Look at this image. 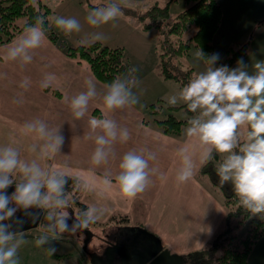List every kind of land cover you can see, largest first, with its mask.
<instances>
[{"label":"clouds","instance_id":"1","mask_svg":"<svg viewBox=\"0 0 264 264\" xmlns=\"http://www.w3.org/2000/svg\"><path fill=\"white\" fill-rule=\"evenodd\" d=\"M39 9L40 0H28ZM123 16L117 0L92 7L86 23L100 28ZM43 15H37L34 22L26 23L21 35L7 46L3 60L18 62L21 66L30 64L35 50L46 40V22ZM52 24L65 35L80 33L81 22L75 17L53 16ZM115 26V25H113ZM102 32H92L82 45L103 41ZM198 62L207 67L193 72L192 77L178 93L167 98V103L176 106L182 102L188 112L194 115L187 120L184 135L196 142L200 148L198 160L206 165L214 154L223 159L215 168L219 184L230 182L239 205L253 216H264V60L249 65L243 58L234 68L216 66L218 53L205 54L200 48L194 53ZM134 67L127 76L116 77L105 85L102 102L106 110L100 117L87 120L88 139L94 141L90 160L95 166L107 165L115 157L117 142L127 143L131 134L127 127L118 125L107 112L133 107L140 103L133 90L139 87ZM56 80L55 74L47 73L40 81L42 89L50 88ZM86 91L65 98L73 120H83L89 106L100 93L97 85L88 79ZM31 80L25 77L19 87L27 90ZM21 133L33 140L28 146L31 159L23 158L16 141L0 145V264H19L18 251L25 242V225H37L46 221L43 231L37 236L36 244L49 255L57 252L55 242L65 234L78 236L97 224L105 216L107 208L93 204L73 209L76 193L94 192L93 185L72 175L66 167L45 164L61 156L66 137L62 124L53 125L42 118L24 123ZM182 163L175 180L178 184L189 182L195 174L196 160L187 147L179 149ZM156 156L153 152L140 149L126 151L119 158L115 176L105 175L102 184L106 188L115 186L122 199L135 200L145 193L153 183L157 169L150 166ZM161 179L165 178L160 174ZM71 181V184H70Z\"/></svg>","mask_w":264,"mask_h":264},{"label":"crops","instance_id":"2","mask_svg":"<svg viewBox=\"0 0 264 264\" xmlns=\"http://www.w3.org/2000/svg\"><path fill=\"white\" fill-rule=\"evenodd\" d=\"M88 1L92 4V1ZM93 1L97 2L92 4L94 6L109 2V0ZM117 2L122 8L128 6L136 10L138 7L152 6L156 2L160 5L169 3L171 7L175 0H164V2L117 0ZM218 2L222 7V23L214 38L216 52L221 59L232 44L244 42L249 39L251 33H254L248 53L242 57L250 66L251 72L252 64L257 60H264V23L258 26L264 19V0H218ZM188 5L187 0L185 7ZM122 11L125 14L123 9ZM129 17L130 21H135L131 22L134 24V30L142 29L137 18L130 15ZM46 37L44 45L35 50L32 62L24 66L18 62H6L2 58L7 46L13 41L0 44V145L15 140L21 149L22 157L31 159L32 154L27 149L33 140L21 133L22 125L35 118L45 119L53 125L62 124V131L66 137L62 149L63 155L44 163L66 167L72 175L79 176L93 185L95 191L81 193V200L88 206L97 204L107 208L108 211L98 224L105 225L115 212L129 216L143 215V227L156 233L164 247L192 258L194 252L204 247L219 228L226 215V209L221 190L209 177L198 176L201 167L198 160L200 148L194 140L184 135L187 125L178 134H167L158 124H153V120L149 121V124L145 123L144 109L138 105L107 112V116L115 119L118 125L129 129L131 138L125 144L116 143L114 146L116 155L110 159L109 164L92 165L90 157L95 145L93 140L87 138L89 132L87 120L91 116L100 117L96 111L101 115L105 113L102 94L107 83L95 76L85 60L68 56L47 35ZM155 42L157 51L158 40ZM196 51L197 49L191 46L187 57H192L199 71H203L207 65L195 60ZM192 65L196 70L195 65ZM235 66L236 63L230 68ZM47 73L55 74L56 80L50 88L42 89L40 81ZM25 77L31 80L27 90L19 87ZM88 79L97 85L100 95L91 101L88 115L83 120L76 121L77 127L73 129L71 126L73 120L65 98L86 91L85 81ZM52 90H56L60 95ZM183 147H187L194 155L196 169L189 182L178 184L175 176L181 167L179 149ZM131 149H146L153 152L156 159L149 163L151 167L157 169V173L145 193L135 200H126L121 198L115 186L106 188L102 184V179L105 175L115 176L119 158ZM219 157L223 159L220 154ZM161 173L165 178L161 179ZM110 225L109 230L115 226L128 229V226L121 222ZM193 261L196 263L194 257ZM248 264H264V235L255 244Z\"/></svg>","mask_w":264,"mask_h":264},{"label":"trees","instance_id":"3","mask_svg":"<svg viewBox=\"0 0 264 264\" xmlns=\"http://www.w3.org/2000/svg\"><path fill=\"white\" fill-rule=\"evenodd\" d=\"M188 2L189 5L179 11L173 21L170 20L169 3L160 5L156 2L142 14L137 15L142 29L152 30L158 28L161 31V37L158 39L160 75L178 81L183 85L188 82L193 72L196 71L192 65L182 66L175 59L187 56L191 46H194L197 50L200 48L207 55L217 53L214 38L222 23V7L218 0H188ZM122 9L128 16H134L135 14V10L131 7L125 6ZM52 12L53 7L43 0H40L39 9L33 8L28 0H0V44L13 41L22 33L26 23H32L37 15H43L48 18L46 22L48 29L46 35L48 38L68 56L85 60L99 80L108 84L127 70L124 47H112L102 41L92 45H82L81 43L69 45L67 40L61 38L59 33L52 27L50 20ZM262 23H264V19L258 26ZM193 27H195V31L188 35ZM253 35L254 33H251L249 39L244 42L232 44L225 56L219 60L217 66L227 65L232 67L238 59L244 57L248 53ZM52 91L60 95L56 90ZM162 106L163 104L151 103V112L158 114L162 110ZM180 107L186 109L184 104L169 105L168 108L171 109V112H167L163 118L155 117V121L163 132L167 134L180 133L187 125V120L194 115L186 109L191 116L187 118L177 117L172 110ZM96 114L101 116L97 111ZM144 122L149 124V120L145 117ZM214 156L215 159L206 165H201L198 176L209 177L211 182L221 190L224 196L226 215L209 242L201 249L196 250L193 257L199 264H210L214 257H216L217 264H248L249 256L255 244L264 235V216H253L245 211L239 205L238 198L235 196L230 182L225 183L223 186L219 184V177L215 168L218 167L221 159L219 154H214ZM86 206L88 205L81 200V193L77 192L73 209ZM250 218L251 224L245 235L240 236L234 232L237 227L239 228L243 222ZM129 219V215L115 212L105 225L124 222ZM93 226H102V224L97 223ZM219 249H223V251L216 256Z\"/></svg>","mask_w":264,"mask_h":264},{"label":"rangeland","instance_id":"4","mask_svg":"<svg viewBox=\"0 0 264 264\" xmlns=\"http://www.w3.org/2000/svg\"><path fill=\"white\" fill-rule=\"evenodd\" d=\"M43 1L53 7L51 17H75L81 22L83 26L82 31L80 33H73L70 36L65 35L61 30L56 28L54 24H52V27L59 33L61 38L67 40L69 45L80 44V41L86 39L92 32H102L105 36V39L102 41L104 44H108L112 47H124V58L127 64V70L118 77L123 78L124 76H127L129 74V70L134 67L137 69L134 75L140 83L139 87L133 90L140 98V103L138 106L144 109L145 118H147L149 121L153 120V124H157L155 117L163 118L166 116L167 112H171V109L168 108L169 104L167 103V98L178 93L183 84L173 79L164 78L159 73V48L157 51L155 49V41L161 37V31L158 28H153L150 31L144 29L134 30V24L131 22L135 21H130L131 18L125 14H123L121 17H118L117 20L103 25L100 28H92L86 23L85 17L92 7H96L92 5L96 1L90 0L92 1V4H90L91 2L89 3L88 0ZM162 1L164 2V0ZM186 3L187 0H175L174 4L170 7L171 21L175 19L177 12L183 9ZM161 4L165 5L166 3ZM149 6L146 8L138 7L136 10L134 9V17L138 19L137 15L142 14L146 9L150 8ZM194 31L195 27L189 31L188 35ZM175 61L182 66H185L186 64H194L196 67L195 71L199 72V68L194 63V59L192 57L183 56L176 58ZM153 102L157 103L158 105L163 104L162 110L158 114L151 112L152 108L150 107V104ZM181 104L183 103L180 102L177 105ZM172 112L179 118H187L191 116L184 107L172 110ZM221 157L223 158L222 155ZM250 220L251 218L247 219L240 225L239 228L237 227L234 232L238 233L240 236L245 235L250 227ZM45 223L46 221L42 220L39 226L33 229L32 233H34V235L25 237V242L18 251L19 264H92L90 261L89 252L101 250L102 241L100 236L108 233L109 229L111 228L110 224L92 226L91 228L94 232V236L88 243V250L83 248L85 240V235L83 233L75 237L65 234L61 240L55 242L57 252L54 255H49L44 248L37 246L35 239L43 231V225ZM121 223L128 227L144 226V216L131 214L129 220ZM222 251L223 249H219L216 252V256ZM215 258L216 257L213 258V261L210 264H217V260Z\"/></svg>","mask_w":264,"mask_h":264},{"label":"water","instance_id":"5","mask_svg":"<svg viewBox=\"0 0 264 264\" xmlns=\"http://www.w3.org/2000/svg\"><path fill=\"white\" fill-rule=\"evenodd\" d=\"M37 226L38 224H26L25 228L27 230ZM84 233L86 237L83 248L88 250V243L94 236V232L89 228ZM126 233L124 242L109 243L102 252H89L91 263L111 264L118 254L120 255L118 264H195L189 255L172 252L164 247L161 238L143 226L130 227ZM24 235L25 237L33 236L32 234Z\"/></svg>","mask_w":264,"mask_h":264},{"label":"flooded vegetation","instance_id":"6","mask_svg":"<svg viewBox=\"0 0 264 264\" xmlns=\"http://www.w3.org/2000/svg\"><path fill=\"white\" fill-rule=\"evenodd\" d=\"M38 226H39V224H38ZM37 227L27 229L24 234L34 235V233H32V231H33V229H35ZM128 229H130V227H128ZM128 229L127 228L124 229V227H120V226H115L112 230H109V232L106 233L105 235H101L100 237H102V238H100V239L102 241V243H101L102 248L99 252H102L104 250V248L109 245V243H114V242L122 243V242H124V238H125V235L127 234L126 232ZM82 233L85 235L84 231ZM27 237H29V236H27ZM85 237H86V235H85ZM118 258H120V255L116 254V256L113 258L111 264H118ZM192 259H193V257H192ZM195 264H199V263L196 262Z\"/></svg>","mask_w":264,"mask_h":264}]
</instances>
